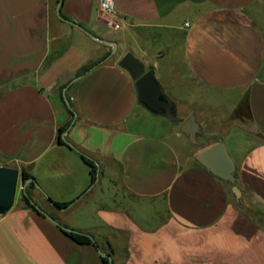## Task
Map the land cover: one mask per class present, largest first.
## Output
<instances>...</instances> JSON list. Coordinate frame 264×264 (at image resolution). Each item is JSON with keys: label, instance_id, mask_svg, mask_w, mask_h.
I'll return each mask as SVG.
<instances>
[{"label": "crops", "instance_id": "crops-1", "mask_svg": "<svg viewBox=\"0 0 264 264\" xmlns=\"http://www.w3.org/2000/svg\"><path fill=\"white\" fill-rule=\"evenodd\" d=\"M60 2L0 0V167L31 174L37 207L18 196L1 216L0 264H264V0H116L119 31L97 0H63V20ZM170 32L183 36L177 85L233 97L230 113L175 123L138 102L119 62L152 67ZM192 115L209 143L181 131ZM221 141L240 199L196 160Z\"/></svg>", "mask_w": 264, "mask_h": 264}, {"label": "water", "instance_id": "water-1", "mask_svg": "<svg viewBox=\"0 0 264 264\" xmlns=\"http://www.w3.org/2000/svg\"><path fill=\"white\" fill-rule=\"evenodd\" d=\"M63 0H61L57 14L60 19H64L61 14ZM106 45L114 46V55L118 50V44L112 41H105ZM120 67L128 71L132 78L136 81L138 93V102L148 109L151 113L160 116H168L171 120L177 119V107L175 103L165 94L162 85L158 81L154 70H147L146 63L134 55L132 52L126 53L119 62ZM66 102L69 103L66 98ZM200 125L194 115L190 116L182 125L181 131L189 136L190 142L198 145V134L200 133ZM196 160L201 163L210 173L228 182L232 186L235 196L240 199L242 192L237 185V168L235 162L230 155L225 142H218L196 155ZM21 173L18 168L0 167V215L7 214L13 207L17 198L18 187ZM31 179L27 180L22 187L25 193ZM49 202L57 207L52 200ZM33 205H36L32 201ZM50 220L55 221L48 216ZM73 232L72 230H68ZM93 239V238H92ZM94 240V239H93ZM113 264L111 255H106Z\"/></svg>", "mask_w": 264, "mask_h": 264}, {"label": "rangeland", "instance_id": "rangeland-1", "mask_svg": "<svg viewBox=\"0 0 264 264\" xmlns=\"http://www.w3.org/2000/svg\"><path fill=\"white\" fill-rule=\"evenodd\" d=\"M168 34V36L166 35L160 38L158 41V43H160V49H164L165 51L164 56L159 57L155 53H153L152 50L149 51V64L152 67L147 66V70H154L156 77L162 87L168 88L169 92L166 90L165 93L168 97L175 96L179 99V102L176 103L177 119L174 120V122H183L181 120V116L189 111H192L196 114H199V112L203 110L208 114L215 112V114L217 115H227L228 113H230L236 103L233 97L227 98L225 96H220L216 93L203 90L199 86H197V84L190 78L187 81L188 86L186 88L177 85L179 78L187 73L183 55L180 51L183 36H181V34H174L173 32H170ZM170 34H172L171 37ZM167 43H169L170 46H175V51L169 52L170 46H167ZM119 53L120 52L118 51L116 55L118 56ZM133 54L135 55V53ZM199 98H203L205 99V101L202 102L201 100H199ZM202 103H206V106L203 107ZM198 118L199 120H201L200 116ZM210 137L211 135L209 133L199 135V144L206 141L207 143H209L210 141L208 139ZM21 184L22 181L20 180L17 198L22 194L23 186L21 187Z\"/></svg>", "mask_w": 264, "mask_h": 264}, {"label": "trees", "instance_id": "trees-1", "mask_svg": "<svg viewBox=\"0 0 264 264\" xmlns=\"http://www.w3.org/2000/svg\"><path fill=\"white\" fill-rule=\"evenodd\" d=\"M62 14V13H61ZM57 58L56 55L52 54L50 55L48 61L46 62L45 64V68H48L50 66V64L55 61ZM66 129V128H64ZM64 129H61V132L64 131ZM84 160L87 162V164L90 166L91 168V173H92V184L96 181L97 179V167L95 166L94 162L92 160H90L89 158L83 156ZM21 178H22V184L24 185L26 183L27 180L31 179V174H29L27 171H23L22 172V175H21ZM228 183V182H226ZM229 184V183H228ZM33 187V183H29L27 189H26V192L24 193L22 191V194H21V197H22V200L25 202V204L30 207V208H34L36 209V205H33L32 204V197H31V194L29 192V190ZM58 208H67L69 207L72 202H55L54 203ZM68 235L77 243H80V244H90V243H93V239L91 236L89 235H86V234H83V233H78V232H70L68 233ZM104 261L106 264H110V261L109 259L106 257L104 258Z\"/></svg>", "mask_w": 264, "mask_h": 264}, {"label": "built area", "instance_id": "built-area-1", "mask_svg": "<svg viewBox=\"0 0 264 264\" xmlns=\"http://www.w3.org/2000/svg\"><path fill=\"white\" fill-rule=\"evenodd\" d=\"M97 5L107 25L114 31H119L122 28V17L116 8V0H97Z\"/></svg>", "mask_w": 264, "mask_h": 264}]
</instances>
